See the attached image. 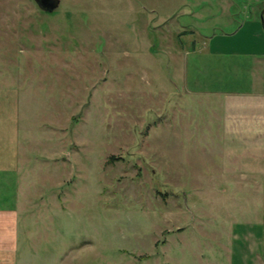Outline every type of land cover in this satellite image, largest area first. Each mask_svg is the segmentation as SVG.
<instances>
[{
	"label": "rangeland",
	"instance_id": "obj_1",
	"mask_svg": "<svg viewBox=\"0 0 264 264\" xmlns=\"http://www.w3.org/2000/svg\"><path fill=\"white\" fill-rule=\"evenodd\" d=\"M56 1L0 0L20 264H264V0Z\"/></svg>",
	"mask_w": 264,
	"mask_h": 264
},
{
	"label": "crops",
	"instance_id": "obj_2",
	"mask_svg": "<svg viewBox=\"0 0 264 264\" xmlns=\"http://www.w3.org/2000/svg\"><path fill=\"white\" fill-rule=\"evenodd\" d=\"M260 65L262 66L260 67ZM255 67L257 68L258 73H260L259 70L264 69V61H257ZM5 98L6 100L4 102V105L9 106L6 96H4L2 100H4ZM2 100H0V102H2ZM5 110L6 111H0V126L3 125V134L0 130V178H2L0 181L5 183L4 179H7V188L3 191H0V198H4L3 200L0 199V264H20V234L18 231V215L16 214L15 210L11 208V205L14 202H12V204H9L5 199L10 196L9 189L12 188L16 189V191L12 192H14V195L17 196V185L15 182L16 178L19 175V161L17 157L18 149L17 142L15 140L10 141L7 137V125L9 122L7 120V116L10 115L9 112L11 111V109L7 107V109ZM2 122H5V124H3ZM12 181L13 187L12 185H10Z\"/></svg>",
	"mask_w": 264,
	"mask_h": 264
},
{
	"label": "water",
	"instance_id": "obj_3",
	"mask_svg": "<svg viewBox=\"0 0 264 264\" xmlns=\"http://www.w3.org/2000/svg\"><path fill=\"white\" fill-rule=\"evenodd\" d=\"M38 9L46 14H53L57 11L59 3L56 0H33Z\"/></svg>",
	"mask_w": 264,
	"mask_h": 264
}]
</instances>
